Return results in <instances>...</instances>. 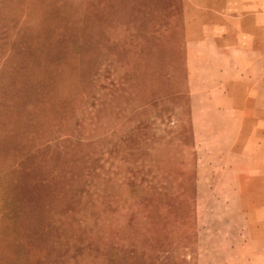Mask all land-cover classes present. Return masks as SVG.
Here are the masks:
<instances>
[{
    "label": "rangeland",
    "instance_id": "1",
    "mask_svg": "<svg viewBox=\"0 0 264 264\" xmlns=\"http://www.w3.org/2000/svg\"><path fill=\"white\" fill-rule=\"evenodd\" d=\"M203 28L187 0H0V264H264V100L210 103ZM137 198L177 221L145 241Z\"/></svg>",
    "mask_w": 264,
    "mask_h": 264
},
{
    "label": "crops",
    "instance_id": "2",
    "mask_svg": "<svg viewBox=\"0 0 264 264\" xmlns=\"http://www.w3.org/2000/svg\"><path fill=\"white\" fill-rule=\"evenodd\" d=\"M204 28L187 35L188 65L193 52L202 54L203 73L211 72L210 103L264 100V0H187ZM192 54V55H191ZM189 78V75H188ZM246 80L256 93L242 96L241 81ZM207 100V98H206Z\"/></svg>",
    "mask_w": 264,
    "mask_h": 264
},
{
    "label": "trees",
    "instance_id": "3",
    "mask_svg": "<svg viewBox=\"0 0 264 264\" xmlns=\"http://www.w3.org/2000/svg\"><path fill=\"white\" fill-rule=\"evenodd\" d=\"M50 15V13H48V16ZM37 39H35V42H38L40 39H39V36H36ZM63 41V40H62ZM64 42V41H63ZM62 43V42H60ZM42 47H44V45L41 43L40 44ZM61 46V45H60ZM69 75L71 76V72H69ZM124 118V117H123ZM119 126V125H118ZM113 133V132H111ZM138 135H137V131H131L130 133L126 134V135H123L122 137V140H120V143L119 144H115L113 146V154L115 155L118 151H126L127 150V156L129 155H132L133 154V151L129 152L128 150H130L129 148L130 147H127V146H131V143L135 140V138H137ZM139 150L138 147H136L134 149V152H137ZM111 154V153H110ZM29 155V153H25V154H21L19 155V157L17 158L16 161H22L23 159H25L27 156ZM123 161H125V158H123ZM16 166V163L14 164H11V165H8L7 167H5V169L1 170L0 171V177L3 175V173H5L3 175V177L7 176V174L11 173L13 171V169L15 168ZM19 167V166H18ZM104 181V179H103ZM103 194H105L106 196L105 197H108L107 196V189H106V184H105V190L103 191ZM131 197V196H130ZM173 199L175 200H178V196H175ZM160 204V203H158ZM136 206L138 209H137V213L141 215V218H142V222H143V231H142V236L144 237L145 241L153 236V238H157L155 236V230H154V227L157 226V219L158 217H161L162 219H164L165 221H168V223L170 222H176L177 219L176 218H171L170 219V210L169 209H166L165 210V213H159L160 211H157L156 207H153L152 205H150V207H146L145 209H143L142 211H140L139 209V205H141V199L140 198H137V199H133V202H132V206ZM102 220V219H101ZM118 232H120V230H118ZM140 234V232H139ZM120 239V238H119ZM143 239V238H142ZM119 251H122V250H119ZM124 254H119V258L117 259V261L119 262L122 257H123Z\"/></svg>",
    "mask_w": 264,
    "mask_h": 264
}]
</instances>
